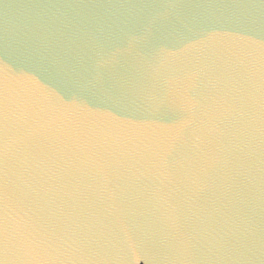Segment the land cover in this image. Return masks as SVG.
I'll use <instances>...</instances> for the list:
<instances>
[{
	"label": "clouds",
	"instance_id": "9594fccd",
	"mask_svg": "<svg viewBox=\"0 0 264 264\" xmlns=\"http://www.w3.org/2000/svg\"><path fill=\"white\" fill-rule=\"evenodd\" d=\"M0 264H264V0H0Z\"/></svg>",
	"mask_w": 264,
	"mask_h": 264
},
{
	"label": "water",
	"instance_id": "95a60500",
	"mask_svg": "<svg viewBox=\"0 0 264 264\" xmlns=\"http://www.w3.org/2000/svg\"><path fill=\"white\" fill-rule=\"evenodd\" d=\"M5 73L11 75H19L20 77H22L23 86L25 87L44 92H55V90L50 85L45 83V81L41 80L39 77H34L31 74L27 73L26 70L19 64L5 63L4 61L0 60V77H2Z\"/></svg>",
	"mask_w": 264,
	"mask_h": 264
}]
</instances>
